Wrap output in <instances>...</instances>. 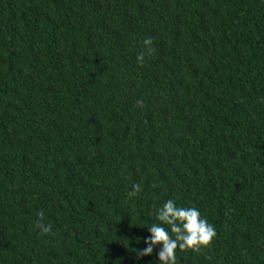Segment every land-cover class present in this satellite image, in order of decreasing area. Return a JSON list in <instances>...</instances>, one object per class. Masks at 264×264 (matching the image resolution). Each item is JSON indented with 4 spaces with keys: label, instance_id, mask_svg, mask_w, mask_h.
<instances>
[{
    "label": "trees",
    "instance_id": "16d2710c",
    "mask_svg": "<svg viewBox=\"0 0 264 264\" xmlns=\"http://www.w3.org/2000/svg\"><path fill=\"white\" fill-rule=\"evenodd\" d=\"M168 199L264 264V0H0V264H160Z\"/></svg>",
    "mask_w": 264,
    "mask_h": 264
},
{
    "label": "clouds",
    "instance_id": "9594fccd",
    "mask_svg": "<svg viewBox=\"0 0 264 264\" xmlns=\"http://www.w3.org/2000/svg\"><path fill=\"white\" fill-rule=\"evenodd\" d=\"M146 45V52L151 54L152 38L143 41ZM145 54L142 52L137 56V63L142 64ZM137 105L143 107L142 101ZM142 191L139 184H133L132 190L128 192L129 197H135ZM40 220H43L44 213H38ZM155 219L159 223H153L148 227L150 235L144 238L147 245L143 250L137 249V259L141 256L151 255L155 245H160L157 253L160 264H177V250L181 252L191 251L199 253L202 249L210 248L217 232L213 224L202 217L199 209L195 207L178 206L173 199H168L155 213ZM36 226L42 234L54 235L51 225L37 222ZM167 226V227H165Z\"/></svg>",
    "mask_w": 264,
    "mask_h": 264
}]
</instances>
